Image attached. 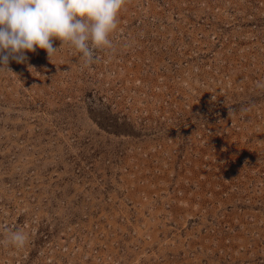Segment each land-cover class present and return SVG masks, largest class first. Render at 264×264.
<instances>
[{"label":"rangeland","instance_id":"obj_1","mask_svg":"<svg viewBox=\"0 0 264 264\" xmlns=\"http://www.w3.org/2000/svg\"><path fill=\"white\" fill-rule=\"evenodd\" d=\"M109 40L0 64V264H264V0H125Z\"/></svg>","mask_w":264,"mask_h":264},{"label":"clouds","instance_id":"obj_2","mask_svg":"<svg viewBox=\"0 0 264 264\" xmlns=\"http://www.w3.org/2000/svg\"><path fill=\"white\" fill-rule=\"evenodd\" d=\"M124 4L125 0H0V64L6 67L10 57L22 63L24 53L37 48L50 58L58 51L53 39L62 47H74L91 64L92 48L110 45ZM11 240L15 248H22L27 236L14 231Z\"/></svg>","mask_w":264,"mask_h":264}]
</instances>
